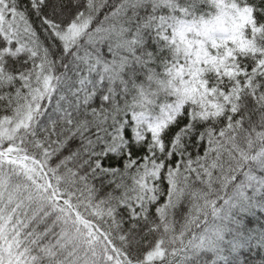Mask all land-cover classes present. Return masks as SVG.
<instances>
[{"label": "snow or ice", "instance_id": "1", "mask_svg": "<svg viewBox=\"0 0 264 264\" xmlns=\"http://www.w3.org/2000/svg\"><path fill=\"white\" fill-rule=\"evenodd\" d=\"M0 264H264V0H0Z\"/></svg>", "mask_w": 264, "mask_h": 264}]
</instances>
